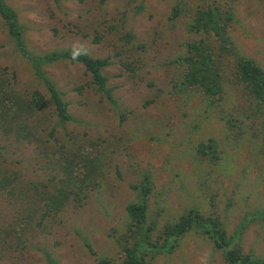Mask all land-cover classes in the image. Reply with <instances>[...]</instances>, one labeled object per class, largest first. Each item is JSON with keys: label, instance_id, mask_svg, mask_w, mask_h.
I'll return each mask as SVG.
<instances>
[{"label": "rangeland", "instance_id": "rangeland-1", "mask_svg": "<svg viewBox=\"0 0 264 264\" xmlns=\"http://www.w3.org/2000/svg\"><path fill=\"white\" fill-rule=\"evenodd\" d=\"M2 1L17 13L33 54L71 50L108 59L103 74L116 104L89 87L81 65L60 61L44 68L72 121L60 125L48 102L42 111L22 113L30 140L0 131V264H45V253L57 264H120L114 236L124 230L131 185L144 173L152 187L148 213L158 227L198 205L220 218L228 235L240 234L243 254L264 259V220L253 216L264 211V117L253 113L256 104L232 81H225L223 98L211 109L200 94L176 96L173 88L172 62L188 41L199 39L186 29L198 0H183V12L173 20L176 0ZM215 2L233 10V47L264 70L263 0ZM0 68L24 100L34 90L49 100L1 17ZM222 70L231 77L232 68ZM226 120H242L232 131L243 135L233 136ZM209 142L217 145L214 163L196 157L195 147ZM67 179L74 194L82 188V201L71 198L48 214L50 186ZM152 264L225 263L192 233Z\"/></svg>", "mask_w": 264, "mask_h": 264}, {"label": "trees", "instance_id": "trees-1", "mask_svg": "<svg viewBox=\"0 0 264 264\" xmlns=\"http://www.w3.org/2000/svg\"><path fill=\"white\" fill-rule=\"evenodd\" d=\"M106 1L99 0L100 3ZM176 2L178 8L172 12V20L177 19L183 12L180 8L183 0H176ZM198 2L195 10L188 13L191 22L186 29L189 34L199 36V39L188 41L183 53L172 62L177 67L176 78L172 82L176 96L200 94L206 102H204L205 107L211 109L223 98L222 86L225 81H232L235 87H242L243 91L249 94L257 107L253 113L261 114L263 118L264 70L233 47L229 37V28L236 22L232 8L216 4L215 0H198ZM0 17L15 51L30 64L36 79L46 88L49 97L47 101L46 95L34 90L28 100H24L22 95L15 92L10 79L3 75L5 68H0V131L2 133L30 140L32 133L22 113L42 111L47 107L48 102L53 105L60 125L64 126L72 121V117L67 112V103L62 98L63 94L56 89L55 84L44 72L46 66L56 62L81 65L86 75L90 77L89 87L103 96L108 103L116 104L112 89L107 84L108 79L103 74V69L111 64L108 59L93 58L88 53L71 50H56L35 55L27 47L24 30L19 23L17 13L2 0H0ZM227 56H229L228 59H226ZM130 64L126 62L124 65L130 66ZM222 65L232 68L230 78L224 76ZM251 117L253 115L248 118L251 119ZM124 118L125 115L121 114V119ZM226 123L231 127L233 136L238 138V135L243 132L242 128V132L238 135L232 131V128L242 124V120H237L236 123L226 120ZM260 126L263 145L264 120ZM49 134L52 136L51 133ZM254 134L252 133V137L257 136L256 132ZM216 148L217 145L214 142L200 144L195 147L196 157L203 158L207 163H214L219 159ZM68 182L69 179L65 180L63 185L50 186L54 192L48 194L44 205L48 214L60 210L71 198H77V202L82 201V198H79V195L83 194L82 188H77L74 194L70 188H67ZM203 183L205 187H200V192L208 187V181ZM131 189L134 192V200L125 207L124 230L118 236H114L122 256L120 264H152L159 256L174 253L176 248L180 247V241L192 233L212 244L225 264H264V259L243 254L239 247L240 234L228 235L225 223L213 213H202L198 205L185 210L175 221H169L158 227L157 218H153L148 213L152 187L147 173L142 174L138 182L131 185ZM253 216L264 220V211ZM99 262L109 264L106 260H99ZM45 264H57V262L45 253Z\"/></svg>", "mask_w": 264, "mask_h": 264}]
</instances>
